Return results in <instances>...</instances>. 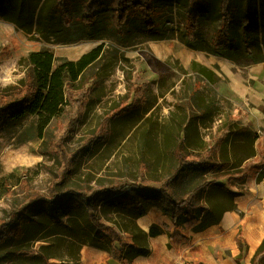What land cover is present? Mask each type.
I'll return each instance as SVG.
<instances>
[{
    "label": "rangeland",
    "instance_id": "1",
    "mask_svg": "<svg viewBox=\"0 0 264 264\" xmlns=\"http://www.w3.org/2000/svg\"><path fill=\"white\" fill-rule=\"evenodd\" d=\"M189 12L187 4L174 2L162 13L165 25L158 36L140 28L118 35L108 27V11L92 32L77 31L70 24L68 17L77 18V14L57 26L43 23L26 32L15 25L20 21L17 13L0 5V93L25 80L33 52L52 53L59 66L102 48L97 62L68 91L70 99L42 138L37 135L35 117L0 123V219L24 211L31 220L24 237L0 246V264H104L112 257L132 264L136 255L147 260L154 254L157 237L172 228L163 222L159 208L156 212L159 209L162 216L147 225L135 214L104 207L102 221L115 228L127 245L122 247L111 234L112 250L102 246L99 234L86 223L85 210L52 224L44 210L28 207L29 199L35 194L51 197L71 187H111L143 178L157 187L177 168L173 153L180 142L202 154L235 124L248 127L249 123L264 141V124L254 127L246 119L248 112L221 96L216 88L219 69L203 65L228 57L232 70L247 77L248 69L263 59L257 41L264 40V28L259 25L257 30L255 20L244 27L238 19L231 26L234 36L229 42L240 43L244 38L247 47L241 51L238 45L228 47L221 31L212 36L211 24L201 25L198 35L191 32L186 21ZM37 15L39 10L36 19ZM201 16H207L205 11ZM67 27L70 33L60 34ZM76 33H82L80 38L67 42ZM201 109H206L205 115ZM65 175L70 177L67 186L59 188ZM256 177L263 179L264 173L250 176ZM217 182L235 192L245 189L226 179ZM152 228L158 236L151 235Z\"/></svg>",
    "mask_w": 264,
    "mask_h": 264
},
{
    "label": "trees",
    "instance_id": "2",
    "mask_svg": "<svg viewBox=\"0 0 264 264\" xmlns=\"http://www.w3.org/2000/svg\"><path fill=\"white\" fill-rule=\"evenodd\" d=\"M174 2L188 5L190 12L186 21L193 33L198 30L200 13L203 11L210 16L215 15L221 21L223 30L235 25L238 19L242 20L244 27L255 20L257 30L260 29L259 25L264 28V0H0V5L5 7V11L17 13L20 21L15 25L26 32H32L35 26H43V23L48 27L57 26L75 14L79 16L68 17L70 24L77 26V31L92 32L99 25L103 13L108 11V27L118 35L140 28L147 35L158 36L165 25L162 13H166ZM64 29L59 30L60 34L71 31L70 27ZM75 35L67 42L79 39L82 33ZM101 54L102 48H97L78 61L55 66L52 53L33 52L29 56L31 72L25 80L19 86L0 93V123H16L35 117L36 132L42 138L70 99L68 91L75 87V83L83 78ZM83 97L80 98L81 103ZM201 110L205 115L206 109ZM257 142L259 138L254 131L235 124L231 132L202 154L195 153L186 142H180L173 153L177 168L157 187L147 178L141 182L111 187H71L55 191L51 197L35 194L29 199L28 207L44 210L52 224L85 210L86 223L99 234L102 246L112 250L114 240L122 243V239L115 228L102 221L101 211L109 205L135 214L137 218L159 208L177 230L190 224L194 230L204 231L219 225L225 213L237 209L235 198L239 193L217 181L226 179L232 186L244 185L250 174L260 170V165L264 163V148ZM69 173L70 170L65 172ZM69 179V175L62 177L58 187L67 186ZM29 223L31 220L24 211L12 214L8 220L0 219V246L24 237ZM150 233L154 237L159 235L153 228ZM111 234L114 240L110 238ZM173 237L178 240L183 238L180 233ZM124 246L127 245L122 243Z\"/></svg>",
    "mask_w": 264,
    "mask_h": 264
},
{
    "label": "crops",
    "instance_id": "3",
    "mask_svg": "<svg viewBox=\"0 0 264 264\" xmlns=\"http://www.w3.org/2000/svg\"><path fill=\"white\" fill-rule=\"evenodd\" d=\"M206 15L200 17L196 35L202 31L201 25L207 23L212 26V36L219 31L223 33L221 37L223 36V42L228 47L235 49L234 46L238 45L236 47L241 51L247 47L244 38L242 41L239 40L240 43L233 38V41L229 42L230 36H234L230 33L232 27L223 30L221 21L216 19L215 15ZM243 32L244 29L240 28V36L245 34ZM257 43L261 48L259 55L263 59L256 61L248 69L247 77L232 70L231 66L234 64L228 57H220L219 61L204 62L203 65L208 68L217 66L220 76L216 84L217 91L227 100L236 103L240 110L248 112L249 118L246 119L252 122L254 127L259 128L264 124L263 38L261 37ZM201 54L209 55L204 50H201ZM254 73H257L258 77L254 76ZM248 125L252 127L249 123ZM255 133L264 148V141H261L262 138L257 132ZM252 162L256 163V161ZM260 166V170L248 176L244 185H238L245 189L241 192L236 191L239 193L235 198L237 209L225 213L219 225L204 231H196L193 227L177 230L172 226L170 219L164 216L163 222L167 227H172L171 232L157 237L159 238L157 244L152 248L154 254H151L147 260L136 255L132 264H264V259L261 260L264 255V178H250V176L264 173V163ZM159 213L161 211L158 209L156 212L154 208L141 219L149 225L155 221V217L163 215L159 216ZM176 233H180L183 238L178 240L173 237ZM104 264H124V262L112 257Z\"/></svg>",
    "mask_w": 264,
    "mask_h": 264
}]
</instances>
